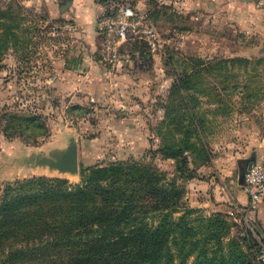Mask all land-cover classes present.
I'll use <instances>...</instances> for the list:
<instances>
[{
	"label": "rangeland",
	"instance_id": "rangeland-1",
	"mask_svg": "<svg viewBox=\"0 0 264 264\" xmlns=\"http://www.w3.org/2000/svg\"><path fill=\"white\" fill-rule=\"evenodd\" d=\"M127 1L148 15L158 43L154 50L146 41L125 43L132 76L143 83L128 81L133 88L123 87L125 95L118 90L120 100L107 103V77L97 76L86 58L90 52L107 67L99 33L90 50L79 37L84 27L72 13L59 12L58 0L51 6L46 0H0V192L32 176L79 183L80 169L115 162L152 165L172 176L175 160L163 157L160 148L190 143L186 154L194 176L178 181L192 216L221 212L230 226L229 237L221 240L224 252L228 238L238 236L248 264H261L264 245L254 219L246 205L230 201L242 189L245 160L256 161L264 150V0ZM176 98L184 108L178 109ZM13 116L25 121L20 118L19 126ZM71 139L78 146V173L37 163L38 157L54 158ZM153 220L154 226L161 223L158 216ZM179 232L170 240L171 264H193L204 253L203 243L186 255L192 232L184 231L189 240ZM218 243L209 240L205 252L218 250ZM21 244L0 242L6 249ZM59 245L60 260H69V247ZM89 251L79 243L81 258Z\"/></svg>",
	"mask_w": 264,
	"mask_h": 264
},
{
	"label": "trees",
	"instance_id": "trees-1",
	"mask_svg": "<svg viewBox=\"0 0 264 264\" xmlns=\"http://www.w3.org/2000/svg\"><path fill=\"white\" fill-rule=\"evenodd\" d=\"M174 101L178 109L184 108L183 99ZM13 117L18 125L20 118L21 123L25 121L23 116ZM189 145L160 148L163 157L175 160L172 176L152 165L126 161L82 168L79 183L32 176L7 184L0 192V242L23 240V244L8 249L0 245V264L30 260L37 264H171L170 240L177 229L183 240H189L184 231L192 232L186 255L203 243L204 253L193 264H248L238 236L228 238L229 250L224 252L221 240L229 237L230 226L221 212L192 216L194 209L185 203L186 189L178 178L194 176L186 154L191 152ZM181 210L185 214L174 220L171 216ZM155 216L161 218L156 226ZM197 228L205 232L196 234ZM209 240L219 242V249L210 254L205 252ZM60 242L69 247L65 248L69 260H60ZM79 243L90 248L82 258L77 254Z\"/></svg>",
	"mask_w": 264,
	"mask_h": 264
},
{
	"label": "built area",
	"instance_id": "built-area-1",
	"mask_svg": "<svg viewBox=\"0 0 264 264\" xmlns=\"http://www.w3.org/2000/svg\"><path fill=\"white\" fill-rule=\"evenodd\" d=\"M97 27L102 36L104 61L112 69L127 60L123 51L127 41H146L152 50L158 43L157 33L148 15L127 0H104ZM242 186L248 196L249 206L264 200V150L245 173ZM259 259L264 264V246L260 250Z\"/></svg>",
	"mask_w": 264,
	"mask_h": 264
},
{
	"label": "crops",
	"instance_id": "crops-1",
	"mask_svg": "<svg viewBox=\"0 0 264 264\" xmlns=\"http://www.w3.org/2000/svg\"><path fill=\"white\" fill-rule=\"evenodd\" d=\"M46 1V3L51 6L53 0ZM63 1L64 0H58V10L60 4ZM195 1L196 0H188L186 4L193 5ZM103 3L104 1L99 3V0H70V4L63 11V15L65 16L72 13L75 19L79 21V23H81V26L84 27V33L79 34V37H81V40L87 47V49L90 50L92 46L96 44L99 38L98 33L100 34V32L97 27V19L103 11ZM59 12L63 13L60 10ZM86 58L88 59V64L91 66L90 68L98 74L97 76H103L104 73L103 77H107V103L116 101L117 99L120 100V96H118V90L123 92V95H125L123 87L133 88L134 85H129L130 82L128 81H132V84L135 85L136 83L139 85L143 83L142 80H140V82L136 81V77L138 76H132L134 75L131 71L133 68L131 67V62L129 59L126 60L121 66H118L116 69H112L107 65V67L102 68V66H100V64L96 61V59L90 52L88 53ZM65 68L70 69L69 66H65ZM94 79L95 81L93 82V84H100L99 82L103 81L102 77L99 79ZM230 203H234L238 206L246 205V210L254 219V226L257 228L259 238L260 240H262L264 245V200H261L253 206H249L248 196L242 186V189L238 190L237 194L234 196V198L231 199Z\"/></svg>",
	"mask_w": 264,
	"mask_h": 264
},
{
	"label": "water",
	"instance_id": "water-1",
	"mask_svg": "<svg viewBox=\"0 0 264 264\" xmlns=\"http://www.w3.org/2000/svg\"><path fill=\"white\" fill-rule=\"evenodd\" d=\"M70 4V0H64L59 7V10L63 12L65 8ZM53 157H38L37 163L49 166L53 169H58L60 172H69L76 174L79 171V159H78V146L75 140L71 139L67 146L63 150H56L53 152ZM246 167L241 168L239 175V183L242 184L244 175L248 169L254 164L255 159H246Z\"/></svg>",
	"mask_w": 264,
	"mask_h": 264
}]
</instances>
